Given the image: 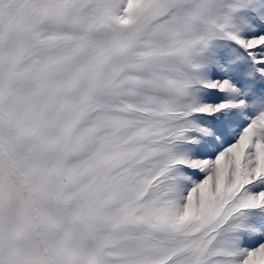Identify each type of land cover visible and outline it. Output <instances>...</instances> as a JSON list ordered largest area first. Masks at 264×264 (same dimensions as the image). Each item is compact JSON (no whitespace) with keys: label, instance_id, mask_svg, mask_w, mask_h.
<instances>
[{"label":"snow or ice","instance_id":"obj_1","mask_svg":"<svg viewBox=\"0 0 264 264\" xmlns=\"http://www.w3.org/2000/svg\"><path fill=\"white\" fill-rule=\"evenodd\" d=\"M0 264H264V0H0Z\"/></svg>","mask_w":264,"mask_h":264}]
</instances>
